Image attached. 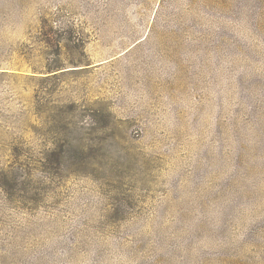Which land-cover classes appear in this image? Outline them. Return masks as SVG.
<instances>
[{"label": "rangeland", "instance_id": "374dc122", "mask_svg": "<svg viewBox=\"0 0 264 264\" xmlns=\"http://www.w3.org/2000/svg\"><path fill=\"white\" fill-rule=\"evenodd\" d=\"M0 264H264V0H0Z\"/></svg>", "mask_w": 264, "mask_h": 264}]
</instances>
